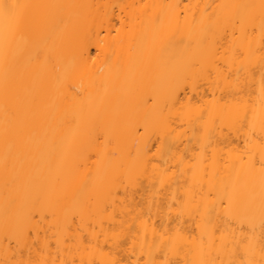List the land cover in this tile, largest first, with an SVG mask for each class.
I'll return each mask as SVG.
<instances>
[{
  "label": "bare ground",
  "instance_id": "obj_1",
  "mask_svg": "<svg viewBox=\"0 0 264 264\" xmlns=\"http://www.w3.org/2000/svg\"><path fill=\"white\" fill-rule=\"evenodd\" d=\"M0 264H264V0H0Z\"/></svg>",
  "mask_w": 264,
  "mask_h": 264
}]
</instances>
